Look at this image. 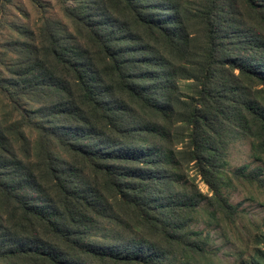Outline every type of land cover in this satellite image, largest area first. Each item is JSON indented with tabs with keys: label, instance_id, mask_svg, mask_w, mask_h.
<instances>
[{
	"label": "trees",
	"instance_id": "1",
	"mask_svg": "<svg viewBox=\"0 0 264 264\" xmlns=\"http://www.w3.org/2000/svg\"><path fill=\"white\" fill-rule=\"evenodd\" d=\"M31 1L0 40V264H217L192 223L238 220L233 140L264 163V0Z\"/></svg>",
	"mask_w": 264,
	"mask_h": 264
},
{
	"label": "rangeland",
	"instance_id": "2",
	"mask_svg": "<svg viewBox=\"0 0 264 264\" xmlns=\"http://www.w3.org/2000/svg\"><path fill=\"white\" fill-rule=\"evenodd\" d=\"M40 1L47 9L46 15L62 18L56 0ZM39 16L40 12L31 0H14L13 4L7 6L5 10L0 9V40L8 38L10 33H15L12 29L13 23L34 26ZM244 166L249 168L247 172L257 167L264 169V163L252 157L251 142L235 139L230 146L228 165L225 168V173L231 178L232 184L224 192L231 203L239 207L236 224L230 225L211 220L206 202L202 204L200 212L192 223L193 229L210 234L209 249L217 264H242V261H248L253 253V237L258 233L256 227L264 219V187L248 184L243 178L236 179L233 176L237 169ZM199 185L206 194V186L203 183ZM242 251L244 256H241Z\"/></svg>",
	"mask_w": 264,
	"mask_h": 264
}]
</instances>
